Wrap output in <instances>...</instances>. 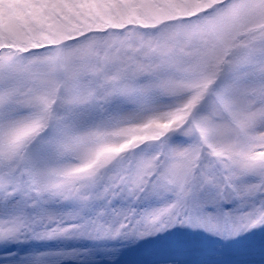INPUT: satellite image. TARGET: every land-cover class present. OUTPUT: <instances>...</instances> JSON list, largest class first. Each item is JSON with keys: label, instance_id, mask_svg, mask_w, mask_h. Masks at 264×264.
I'll use <instances>...</instances> for the list:
<instances>
[{"label": "snow or ice", "instance_id": "1", "mask_svg": "<svg viewBox=\"0 0 264 264\" xmlns=\"http://www.w3.org/2000/svg\"><path fill=\"white\" fill-rule=\"evenodd\" d=\"M0 264H264V0H0Z\"/></svg>", "mask_w": 264, "mask_h": 264}]
</instances>
